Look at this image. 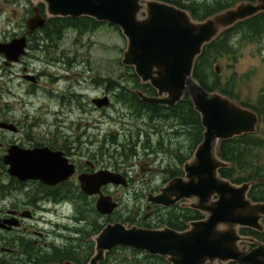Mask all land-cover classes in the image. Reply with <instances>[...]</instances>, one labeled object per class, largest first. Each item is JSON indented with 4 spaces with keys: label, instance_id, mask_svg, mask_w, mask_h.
<instances>
[{
    "label": "water",
    "instance_id": "1",
    "mask_svg": "<svg viewBox=\"0 0 264 264\" xmlns=\"http://www.w3.org/2000/svg\"><path fill=\"white\" fill-rule=\"evenodd\" d=\"M35 1L46 5L49 18L89 17L119 28L128 41L122 64L133 68L142 84H150L157 91V97L137 92L141 100L148 105L172 108L188 95L204 129L203 141L193 159L184 165L185 178L172 181L158 196L150 195L148 200L165 208L181 200H195L190 207L207 213V221L192 224L190 233L173 236L137 228L128 230L122 224L109 225L96 239V255L90 264H99L117 246L169 255L168 260L173 264H214L216 261L264 264V244L250 253L237 247L242 240L238 234L240 227L263 230L260 222L264 205L247 200L248 185L236 187L220 178L219 171L226 164L218 155L221 142L255 133L259 116L219 92L206 91L194 78L195 66L204 48L224 31L264 13V0L238 3L205 21L194 20L189 12L154 0H145V3L144 0ZM46 22L35 17L29 20L28 26L44 27ZM25 46V39L15 40V60ZM94 103L99 108L110 104L108 98ZM4 163L14 177L22 181L41 180L48 185L63 182L75 172L63 153L49 149L24 151L13 147ZM95 179L96 182L83 186L85 194H100L101 187L108 184L127 186L121 175L110 172H101ZM214 197L218 200L213 203ZM117 207L111 197L101 195L97 210L111 215ZM177 241L178 248H174L172 244Z\"/></svg>",
    "mask_w": 264,
    "mask_h": 264
},
{
    "label": "flooded vegetation",
    "instance_id": "2",
    "mask_svg": "<svg viewBox=\"0 0 264 264\" xmlns=\"http://www.w3.org/2000/svg\"><path fill=\"white\" fill-rule=\"evenodd\" d=\"M24 1L27 5H24L21 10L23 15L19 18V0H0V220L4 224V227L0 228V264H89L96 253L97 236L107 225L123 223L128 226V230L131 227H136L148 233L157 232L161 236H173L174 233L179 235L190 233L193 229L191 223L207 221L208 218L204 212L189 208L187 201L184 200L167 209L155 205L148 206L146 200L147 206L143 209L140 207L133 209L128 206L126 210L121 211L123 201L116 197L115 193L118 191L134 193L135 206H138L137 201H140L138 193H145L148 196L157 195L168 183L184 177L179 168L148 171L150 174H160L163 180L157 184L156 178L152 177V181L150 180L151 182L145 188L140 187L142 180L146 178L145 175H141L145 174V170H141V174H135L133 177L134 171H125L117 163L111 168L108 162L111 158H107L110 149L100 146L101 150L99 148L91 153L90 149L85 147L88 144L93 145L95 142L91 143L88 133L83 132L79 126L71 137L67 135L61 137L58 134L56 137L42 138L43 141L34 142L33 145L32 143H22L17 139L22 136L23 127L21 122L15 121V78L26 84L25 92L30 97L40 95L41 92L50 94L54 98L58 97L65 103L67 96L64 94L58 96L57 93H54V88L45 87L44 85L47 86V84L43 83V78L54 79L59 76L51 73L64 62L63 52L60 58L55 57L58 56L55 55L57 49H59L66 31H78L79 28L71 26H76L73 25L75 23H82L79 19L57 18L53 23L62 22L64 25L54 26L47 16V8L42 1ZM161 1L178 7L186 4L183 0ZM35 17L46 19V25L30 28L28 22ZM24 39L26 44L24 52L15 60V40ZM16 71H21V73H16ZM112 88L113 86H106L107 92L110 93ZM137 89L139 88L129 89L125 92L133 94ZM140 89L147 96L157 95L150 86H140ZM43 91L45 92L43 93ZM83 96V93L74 95L80 102ZM101 98L109 99L110 96L105 93ZM94 101L93 99L92 105L96 109L97 105ZM123 103L128 110V116L132 114L143 124L149 126L156 121L164 120V107L161 105H145L139 97L134 98L133 101L131 99V104L128 101ZM112 106L114 104L111 101L109 107ZM166 120L172 121L170 118ZM262 125L263 116L260 115L259 132L254 136L259 144V138L264 133ZM50 134H54V132H50ZM15 136H17L16 139ZM86 140L88 141L85 142ZM136 142L140 143V139L138 138ZM13 147L24 151L49 149L52 152H61L75 167V172L68 179L56 185H48L41 180L22 181L18 177L12 176L9 173V167L4 163ZM194 152L195 149L191 154ZM110 157H112V153ZM101 172L121 175L126 179L127 186L108 184L101 187L100 194L87 196L83 186L96 182L95 178ZM243 174L242 170L238 173L242 180L239 184H250L246 198L253 204L264 203V178L259 184L260 186H256L249 176L245 178ZM154 182L157 186L152 184ZM101 195L112 197L119 204V208L110 216H102L96 210ZM217 200V197H214L212 202ZM67 203L70 205L67 206ZM188 212L190 214L194 212L200 217H196L195 214L193 217L189 215V219H195L188 220L184 228L177 229L172 222L185 220L182 216ZM53 213L57 220L68 221L67 224L48 219L47 215ZM167 214L177 215L179 218L176 216L167 217ZM261 224L263 225L262 233L254 229L239 228L238 232L242 240L237 247L242 252L250 253L260 244H264V217ZM220 229L222 230V228ZM175 244L179 245V241L172 244L174 248H178L175 247ZM119 251L129 253V259L125 260V264H173L168 260L169 255H155L125 246H120L107 253L106 260L100 264H119L118 261H111V258H114ZM205 264L211 263L206 262ZM215 264H222V262L216 261Z\"/></svg>",
    "mask_w": 264,
    "mask_h": 264
},
{
    "label": "rangeland",
    "instance_id": "3",
    "mask_svg": "<svg viewBox=\"0 0 264 264\" xmlns=\"http://www.w3.org/2000/svg\"><path fill=\"white\" fill-rule=\"evenodd\" d=\"M183 1L188 5L194 3L195 7L202 4L213 7L217 2L227 0ZM19 3L21 18L23 15L21 10L27 3L24 0H19ZM64 35L55 54L58 55L55 57L60 58L63 52L64 62L51 72L59 76L54 79L44 77L43 83L47 84L45 87L54 88V93L58 96L66 95L65 103L58 97L54 98L41 92L32 98L25 92L26 84L15 78V121L21 122L23 127L22 136L18 138L15 136V139L33 145L34 142L43 141L42 138H52L58 134L61 137L65 135L71 137L79 126L83 132L88 133L89 141L95 142L85 147L89 148L91 153L100 146L110 149L113 154L107 158H111L108 160L111 168L118 163L125 171H134L133 177L135 174H141V170H145V174L141 175H145L146 178L140 185L145 188L152 181V177L156 178L157 184L163 180L160 174H150L148 171L182 169L181 156L189 158L192 152L190 132L175 121L161 120L162 122L156 121L149 126L143 124L132 114L128 116L125 104L117 101L115 94L120 93V88L128 91L138 87L133 70L122 64L127 39L121 30L108 25H98L91 29V32L80 34L76 30H68ZM230 39L231 48L219 54L213 53L202 63L201 68L207 73L209 83H216L230 91L239 102L256 106L263 114L264 130V28L255 34L247 30L238 31L232 34ZM19 72L21 73L16 71ZM106 86H113L110 93L107 92ZM75 93H83L81 102L74 97ZM105 93L112 97L114 106L103 111L95 109L92 100L103 97ZM49 131L54 134H50ZM262 136L259 142L263 146L264 133ZM138 138L140 143L136 142ZM134 145L136 155L128 158L121 156L124 151L133 149ZM257 155H260L264 164V148L255 151L254 159ZM152 184L157 186L155 182ZM114 195L123 201L121 211L126 210L128 206L133 209L138 207L143 209L147 206L148 194L138 193L140 196L138 206H135V194L132 192L118 191ZM186 203L192 204L191 201ZM47 218L64 224L68 222L57 220L54 213L47 215ZM126 259H129V253L119 251L111 261L125 264Z\"/></svg>",
    "mask_w": 264,
    "mask_h": 264
},
{
    "label": "trees",
    "instance_id": "4",
    "mask_svg": "<svg viewBox=\"0 0 264 264\" xmlns=\"http://www.w3.org/2000/svg\"><path fill=\"white\" fill-rule=\"evenodd\" d=\"M238 1L240 0H227L226 2H217L213 7L206 4L198 5L196 7L195 4H190V5L183 4L185 7L184 6H179V7L191 11L194 19L203 21L219 11H223L233 7ZM51 22L53 23L54 20H52ZM53 24L54 26L64 25L62 22L59 23L57 22ZM73 25L76 26H71V27L79 28V31L84 32L85 30H89V28L93 29V27H95L97 24L91 20H84V22H82L81 25L76 23ZM263 28H264V13L259 15L258 17L237 24L233 28L224 32L216 41H214L205 48L202 56L198 59V62L196 64L195 78L206 91L208 92L220 91L224 95L230 96L235 99V96L230 91L219 87L216 83H209L207 73L201 68L202 63L205 62L206 59L208 60V57L213 53L217 52V54H219L231 48L232 45H230V43L232 42V40L230 38L232 34L238 31H246V30L248 32H251L252 34H255L258 32L259 29H263ZM123 94L124 91L121 90L120 93L116 95V97L120 99V97ZM130 96L132 100H134V98L135 99L137 98L135 94H130ZM245 105L247 107H252V105L250 104H245ZM163 116L165 120L167 118H170V120L176 121V123H178L180 127L186 128L190 132V135L192 136V142H193L192 151L197 148V146L201 143L203 139V127L201 125L200 116L198 113L194 111V106L188 96H186L184 101L178 104L176 107L170 109L164 108ZM260 146L261 144L257 142L254 136H245L243 138H237L234 140L222 142L220 148V154L225 161L232 164V169L222 170L221 172L222 177L229 179L233 183L239 184L242 180L239 178L238 173L239 171L242 170L244 172L243 175L245 178L249 176L250 180L252 181L261 179L264 175L263 162L261 161L259 156L255 157L254 159L255 151L258 150ZM134 148L124 151V153L121 156H125L127 158L130 156L133 157L136 154ZM181 162H184L183 158L181 159ZM194 214H195L194 212H192V214L188 212L187 214L182 216L184 217L185 220L182 221L177 220L172 222V224H174V226L177 229H182L185 227V223L188 220L192 221V219H195V218L189 219V215H192L193 217ZM195 215L196 217H200V215L198 214ZM168 216L178 217L177 215H172V214H167V217Z\"/></svg>",
    "mask_w": 264,
    "mask_h": 264
},
{
    "label": "bare ground",
    "instance_id": "5",
    "mask_svg": "<svg viewBox=\"0 0 264 264\" xmlns=\"http://www.w3.org/2000/svg\"><path fill=\"white\" fill-rule=\"evenodd\" d=\"M68 246V245H67Z\"/></svg>",
    "mask_w": 264,
    "mask_h": 264
}]
</instances>
